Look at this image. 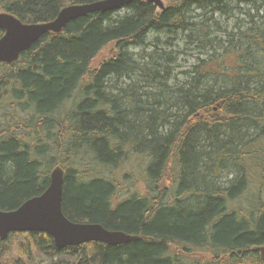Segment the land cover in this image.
I'll return each instance as SVG.
<instances>
[{
	"label": "trees",
	"instance_id": "trees-1",
	"mask_svg": "<svg viewBox=\"0 0 264 264\" xmlns=\"http://www.w3.org/2000/svg\"><path fill=\"white\" fill-rule=\"evenodd\" d=\"M99 1L0 0V12L43 24ZM165 1L161 15L137 0L88 14L0 63V211L40 196L59 166L70 222L139 237L58 250L11 233L0 264H264V0ZM235 12L236 31L208 24ZM179 32L213 49L181 83L159 38ZM131 76L148 81L117 91Z\"/></svg>",
	"mask_w": 264,
	"mask_h": 264
},
{
	"label": "water",
	"instance_id": "water-1",
	"mask_svg": "<svg viewBox=\"0 0 264 264\" xmlns=\"http://www.w3.org/2000/svg\"><path fill=\"white\" fill-rule=\"evenodd\" d=\"M151 4L156 14L165 13L169 5L165 0H137ZM132 0H103L86 5H73L62 9L57 17L48 23L26 25L15 17L0 12V63L11 64L29 50L42 36L48 33L60 34L66 25L92 13L118 11L130 5ZM64 172L56 166L50 173L47 189L38 197L24 202L14 211H0V241L11 233H44L51 237L56 249L78 247L87 243H101L120 246L135 242L139 237L121 231H108L99 224H75L62 211ZM254 252L264 260V246Z\"/></svg>",
	"mask_w": 264,
	"mask_h": 264
},
{
	"label": "rangeland",
	"instance_id": "rangeland-1",
	"mask_svg": "<svg viewBox=\"0 0 264 264\" xmlns=\"http://www.w3.org/2000/svg\"><path fill=\"white\" fill-rule=\"evenodd\" d=\"M124 11H120L116 13V15H123ZM242 16L237 14V12L234 13V18H230L229 20H226L225 18L214 16V22H209L208 24L210 26H214V23H219L220 27L223 30L230 31H236L237 30V20H240ZM202 20V19H201ZM214 28H211L212 30ZM223 30L218 31L216 34L219 38L224 39L225 38V32ZM189 35L188 32L182 33L179 32L177 35H168V34H161L160 39L164 43L165 41L169 40V43H172L169 47H166L165 45H162V48L167 53H170L171 59H173L174 63L170 66V69L172 71V81L177 80L179 83L184 81V77H186L184 72H188V70L191 69V67L195 64V60L198 57H201V54H211L213 53V49H211L209 46H200L197 42H191L188 40L187 36ZM171 40V41H170ZM191 43V44H189ZM140 51L137 50L135 53H138ZM137 76H131L130 78L126 79H119L116 78L113 80V84L117 91L124 90L127 86L138 83L143 86L145 85V82L148 81L147 78H136ZM175 78V79H174ZM142 79V80H140ZM174 83H168L169 87H172ZM147 89H145L146 91ZM139 163H141V166H144V164L141 161H138L136 165V161L132 164H127L124 168L125 171L128 173L130 172L132 175H137L139 168ZM135 166V167H134ZM139 182V181H137ZM141 186V185H140ZM142 187V186H141ZM139 190H142V188H138ZM33 264H45L44 260L42 258H38L33 261Z\"/></svg>",
	"mask_w": 264,
	"mask_h": 264
}]
</instances>
